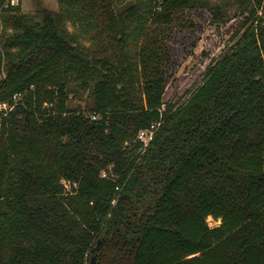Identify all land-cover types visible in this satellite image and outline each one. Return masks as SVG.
Returning a JSON list of instances; mask_svg holds the SVG:
<instances>
[{"label": "trees", "instance_id": "16d2710c", "mask_svg": "<svg viewBox=\"0 0 264 264\" xmlns=\"http://www.w3.org/2000/svg\"><path fill=\"white\" fill-rule=\"evenodd\" d=\"M232 1L234 41L177 101L171 24L221 4L0 0V264H264V0Z\"/></svg>", "mask_w": 264, "mask_h": 264}, {"label": "rangeland", "instance_id": "374dc122", "mask_svg": "<svg viewBox=\"0 0 264 264\" xmlns=\"http://www.w3.org/2000/svg\"><path fill=\"white\" fill-rule=\"evenodd\" d=\"M20 2L23 9L38 12L42 7L57 9L58 0H13ZM221 4V14L209 8L186 11V18L175 19L171 24V43L174 45L172 74L166 85L165 98L180 101L202 80L207 65L217 59L234 41L235 31L243 22L240 8L232 0H210ZM70 29L75 26L67 22ZM243 27H241L242 29ZM89 43L87 38L84 39ZM71 105L85 106L91 102V94L80 88L70 92ZM0 107H8L2 102ZM211 224H218L219 217L207 216Z\"/></svg>", "mask_w": 264, "mask_h": 264}, {"label": "built area", "instance_id": "2783aa9c", "mask_svg": "<svg viewBox=\"0 0 264 264\" xmlns=\"http://www.w3.org/2000/svg\"><path fill=\"white\" fill-rule=\"evenodd\" d=\"M12 2H14L13 0H11ZM17 95H19V93H15L14 96L17 97ZM1 104V103H0ZM93 117H96L97 114L93 113L92 114ZM154 134V128L153 127H142L139 129L137 135L138 137H140L145 144H147L149 142V140L152 138ZM104 173V171H103Z\"/></svg>", "mask_w": 264, "mask_h": 264}, {"label": "water", "instance_id": "95a60500", "mask_svg": "<svg viewBox=\"0 0 264 264\" xmlns=\"http://www.w3.org/2000/svg\"><path fill=\"white\" fill-rule=\"evenodd\" d=\"M100 239H98L97 244L95 245V248H99ZM89 264H96V255L93 253L90 258Z\"/></svg>", "mask_w": 264, "mask_h": 264}]
</instances>
